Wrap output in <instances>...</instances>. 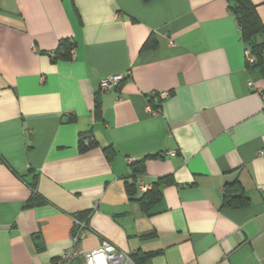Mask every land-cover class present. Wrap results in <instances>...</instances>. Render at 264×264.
Listing matches in <instances>:
<instances>
[{
    "label": "crops",
    "instance_id": "0c3cea01",
    "mask_svg": "<svg viewBox=\"0 0 264 264\" xmlns=\"http://www.w3.org/2000/svg\"><path fill=\"white\" fill-rule=\"evenodd\" d=\"M245 62L226 0H0V264H56L74 218L81 251L107 239L136 264H264V78ZM141 180L158 182L150 214Z\"/></svg>",
    "mask_w": 264,
    "mask_h": 264
},
{
    "label": "trees",
    "instance_id": "16d2710c",
    "mask_svg": "<svg viewBox=\"0 0 264 264\" xmlns=\"http://www.w3.org/2000/svg\"><path fill=\"white\" fill-rule=\"evenodd\" d=\"M148 1V0H144ZM228 8L232 15L234 16L240 39L244 45L245 49V57H246V66L255 68L260 75L264 78V23L261 21L258 12L256 10V6L252 3L251 0H226ZM62 45L67 46L66 55L72 56L73 52V44L70 43L69 40H62L60 42ZM156 40L153 36H149L141 46V51H145L151 49L155 46ZM51 57L56 56V52H48ZM248 57H252V62L247 60ZM150 104L157 108L159 105V101L154 102L153 98L149 99ZM94 117L97 119L101 117V107L99 103L98 97L95 98L94 104ZM96 142L90 141L87 145L81 143V149H87L91 145H95ZM103 151L106 152L107 155L112 154L114 152L111 146H106L103 148ZM137 162H132L134 165ZM138 169H134L136 173ZM161 180V179H160ZM126 191L132 196L136 192V185L134 183H126ZM36 197V193L34 194V199ZM160 197V192L158 188V182L154 183L150 186V188L146 191H142L141 196L138 198L141 209L150 214V210L154 206V204L158 201ZM246 197L241 193L238 195H229V190L225 191L224 194V203L232 204V205H241L246 203Z\"/></svg>",
    "mask_w": 264,
    "mask_h": 264
},
{
    "label": "built area",
    "instance_id": "2783aa9c",
    "mask_svg": "<svg viewBox=\"0 0 264 264\" xmlns=\"http://www.w3.org/2000/svg\"><path fill=\"white\" fill-rule=\"evenodd\" d=\"M35 50V48H33ZM73 53V52H72ZM247 60L252 62V57H248ZM124 75L121 74H113L110 76H105L101 78L99 83V88L102 91L105 90H113L122 82ZM262 98V105L264 107V91L260 92ZM168 96L167 91L161 92H152L150 95L151 98H155L159 101L165 99ZM148 111L156 113V109H153L150 102L147 105ZM261 156H264V149L259 151ZM2 160L0 159V164ZM133 162V161H132ZM139 188L142 191H146L150 188L148 184L139 181ZM88 231V223L87 219H73V230L71 235V241L73 246L64 250L55 260L56 264H136L132 256L117 248L114 244H112L107 239H102L100 244L91 250L81 251L74 248V245L77 244ZM81 257V263H75V261ZM34 264V263H32Z\"/></svg>",
    "mask_w": 264,
    "mask_h": 264
}]
</instances>
